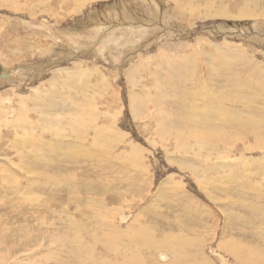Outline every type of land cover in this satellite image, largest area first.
I'll return each instance as SVG.
<instances>
[{
	"label": "rangeland",
	"instance_id": "obj_1",
	"mask_svg": "<svg viewBox=\"0 0 264 264\" xmlns=\"http://www.w3.org/2000/svg\"><path fill=\"white\" fill-rule=\"evenodd\" d=\"M191 1L64 0L58 3L57 0H0L3 3L0 5V63L4 70L12 71L9 78L0 77V204L4 202L0 205V257H4L0 258V264L17 261L56 264L54 260H48L44 249L59 247V241H46L31 225L32 221H53L51 228L55 229L56 236L57 231L68 233L70 223L74 225L70 231L89 237L77 218L89 214L90 208L96 210L91 215L99 213L95 219L85 217L86 225L93 226L90 228L100 225L106 229L115 221L122 231L138 227L188 235L192 233L189 230H195L189 236L199 239L198 259L200 256L207 258L203 264H236V257L225 245L220 246L222 241H230L232 237L240 238L244 244H252V251L254 248L256 252L263 250L250 235H260L264 224L257 222L256 215L233 203L257 205L260 208L257 215L264 220V148L254 147L258 138L252 132L255 131V128L252 130L254 124H258L255 126L261 128L258 136L264 141V0ZM243 6L246 16L241 18L236 13ZM133 31L136 32L132 35ZM238 48L244 52H241L240 60L236 59ZM219 51L232 52L226 60L231 58L233 64L227 66L220 62ZM169 54H184L190 58L193 61L190 73L172 75ZM213 58L219 66L212 64ZM141 61H146L145 67L132 71ZM209 66L219 70H211ZM237 74L246 80L244 86L238 81ZM229 77L233 78V92L247 86L250 95L256 94L257 99L250 100L243 110L244 116L248 113L254 119L243 128L232 124L233 128L227 131L229 125L224 126L226 129L222 131L226 132L221 136H227L230 147L218 145L213 150H210L212 147L202 149L197 142L201 136L196 135V129L213 123L212 120L200 118V122L187 125L181 118L189 116L195 120L197 114L204 115L205 108L214 106L215 97L227 89ZM198 79L200 82L206 80V84L197 83ZM191 86L198 92L190 95L188 89ZM207 87L214 88V97H207ZM37 94H41L40 97L34 98ZM50 96L56 98L55 102ZM132 101L136 112L132 111ZM40 106H54L50 110L51 116L62 114L64 118H60L67 120L68 127L74 126L69 120L76 127L80 125L78 132L59 131L62 133L60 139L68 143L64 152L56 151L43 157L27 154L34 147L25 143L20 134L31 131L32 137L45 136L50 126L52 128L49 122L40 126ZM59 107H65V111ZM243 108L239 106V109ZM200 109L199 113L193 112ZM79 118L82 126L78 123ZM163 121L172 122V129L179 127L182 132L177 139L171 135L163 140L154 131ZM218 126L222 125L218 123ZM95 129L104 133L97 134ZM106 132L114 148L104 144ZM182 142L187 145L186 150L179 147ZM130 143L143 147V155L135 156L140 167L138 160L126 154ZM54 147L58 148L59 144ZM75 151L82 155L76 154L77 161L71 162L69 156ZM95 153L102 159L93 158ZM45 176L58 181L47 183ZM17 188L21 194L19 202ZM74 190L78 193L68 196V192ZM75 198H81L80 208H77ZM101 211L104 212L100 214ZM236 211L237 217L243 215L246 218L237 226L232 218ZM188 215L194 218L191 223ZM189 225L194 229H189ZM28 232L32 236L24 240ZM242 234H247L246 238L243 239ZM41 242H46L41 251L45 256L41 260L29 259V249ZM71 249L68 246V255L62 253L57 259L68 261V264H100L96 252L98 260L82 262L86 260L84 254ZM164 252L154 251L153 256L160 261L159 255ZM144 254V261L149 262V253L146 257ZM110 256L113 261L114 253L110 252ZM167 259H161V262Z\"/></svg>",
	"mask_w": 264,
	"mask_h": 264
},
{
	"label": "bare ground",
	"instance_id": "obj_2",
	"mask_svg": "<svg viewBox=\"0 0 264 264\" xmlns=\"http://www.w3.org/2000/svg\"><path fill=\"white\" fill-rule=\"evenodd\" d=\"M46 1V0H45ZM76 1V0H75ZM191 1V0H190ZM196 1V0H195ZM58 3L60 2H64V0H57ZM192 2V1H191ZM199 2V1H198ZM197 3V2H196ZM3 3H0V5H2ZM64 4V3H63ZM61 4V6L63 5ZM73 4V3H71ZM178 4V2H177ZM199 4V3H198ZM21 6V5H20ZM18 6V7H20ZM53 6V5H52ZM56 6V5H55ZM180 6V5H179ZM26 7V6H25ZM17 9V6L15 5V7ZM47 8V7H46ZM45 8V9H46ZM49 8V7H48ZM54 8V7H53ZM181 8V7H180ZM68 10V9H67ZM73 10V9H72ZM76 10V9H75ZM196 10V9H195ZM47 12V11H46ZM66 12V11H65ZM126 12V10L124 11ZM192 12V11H191ZM227 15H229L230 12H225ZM190 15V14H189ZM236 15H240V17H245L246 16V7L243 6L242 10L241 11H238L236 13ZM183 17V16H182ZM62 18V17H61ZM137 22V21H136ZM137 31V30H136ZM136 31H133L132 32V35L135 34ZM140 31V30H139ZM22 45V44H21ZM27 45V43H26ZM25 46V45H24ZM243 52L242 50H240L239 48L237 49V52H236V59L237 60H240L242 58V54L244 53H241ZM232 55L233 53L228 51V52H220L219 51V55L222 56L221 58V61L220 62H225L227 66L231 64H233V61L231 60V58L227 61L226 57L228 55ZM169 57L171 59L170 63H169V71L172 75L174 76H178V75H181V76H185V75H188L191 71V68L193 66V61L188 58L186 55L184 54H169ZM145 59V58H143ZM209 62V61H208ZM137 64V63H136ZM144 64H146V61L145 62H142L139 64V66H135L132 68V71H139V67H143ZM212 64L214 65H217L219 66V64H217L215 58H213V62ZM208 65H211V64H208ZM254 65V64H253ZM212 66V65H211ZM216 66V67H217ZM257 66V64L255 65ZM254 66V67H255ZM260 66H262L260 64ZM145 67V66H144ZM253 67V68H254ZM210 68V66H209ZM208 68V69H209ZM213 68V67H211ZM210 68V69H211ZM257 68V67H256ZM216 69V68H215ZM215 69H211V70H214V71H218L219 68H217V70ZM263 69V68H262ZM4 70V68H3ZM257 70V69H256ZM213 71V72H214ZM250 71V69H249ZM4 76L0 75V77L2 78H9L12 71L10 70H4ZM260 72V71H259ZM264 72V71H263ZM217 73V72H216ZM215 73V74H216ZM253 73V72H252ZM250 73V75L252 74ZM255 73V72H254ZM213 74V73H212ZM243 74V73H241ZM241 74H237L240 78L238 79V81L241 83V85H245L246 84V80L244 78H241ZM256 74V73H255ZM254 74V75H255ZM206 75V74H205ZM227 75V74H225ZM249 75V74H248ZM238 76L235 75V77L237 78ZM214 77V76H213ZM256 77V76H255ZM226 78V76H225ZM253 76H252V79L253 80ZM257 80V79H255ZM206 80H204L203 82H200V79L197 80V83H203V84H206L205 83ZM69 83V82H68ZM252 83V82H250ZM257 83V82H255ZM233 84V78L231 79L229 77V80L227 82V89L225 91H221L220 94H218L216 97H215V105L214 106H210V107H207L205 108L206 112L204 115L202 114H197V116L195 117V120H192L191 117L187 116V117H182L181 118V122L182 123H186L187 125H192L193 124V121H196V122H200V118H202L203 120L208 118V119H211L213 123H209L208 125L206 126H202V127H199L198 129H196V132H197V136H201V139H198L197 138V142H198V145L200 148H204L205 150H208L209 148H211L210 150H213L215 148V146H218V145H224L226 147H228L230 144H229V141L227 139V136L225 134L224 138H222V134L224 131H222L223 129L225 130L226 128H224V126H227L229 125V128L226 129L227 131L230 129L233 128L231 125L234 124L235 126H237V128H243V125L246 126V123L249 124V120L253 121V116L251 114H246V116L243 115V110H245V107L249 104L250 100H254V99H257L255 96L257 92V89L255 90V92L253 93L254 95H250V92L249 90H247V86L241 90H239L238 92H233L232 91V86ZM71 85V84H70ZM68 84V86H70ZM251 85V84H250ZM258 85H260V80H258ZM74 88H75V85H73ZM71 86V87H73ZM249 86V84H248ZM253 86V85H252ZM79 87V86H78ZM263 87V86H262ZM236 88V87H235ZM256 88V87H255ZM254 88V89H255ZM46 89V88H45ZM44 89V90H45ZM73 89V88H71ZM69 89V90H71ZM238 89V88H236ZM48 91V90H47ZM51 91V90H49ZM77 91V90H76ZM191 91L190 95H193L195 93H197L198 91L195 90L194 86H191L189 89H188V93ZM206 91V94H207V97L209 98H212L214 97L215 95V92H214V88L213 87H207V89L205 90ZM73 92V91H72ZM77 93V92H76ZM74 93V94H76ZM259 93V92H258ZM56 94V93H55ZM58 94V93H57ZM252 94V93H251ZM39 95V96H38ZM41 94H37V96L35 95L34 98H38L40 97ZM51 95V94H50ZM71 95V94H70ZM260 96V94H258ZM257 95V97H258ZM262 95V94H261ZM64 96V95H63ZM49 97V96H47ZM54 97V96H53ZM52 96H50V99L54 101V99L56 100V98H53ZM56 97V96H55ZM61 97V96H59ZM246 97V98H245ZM130 98V96H129ZM259 98V97H258ZM68 99H71V97L69 96L68 94ZM262 100V99H261ZM131 102V101H129ZM24 106V105H23ZM239 106H243L244 108L243 109H239ZM26 107V106H25ZM24 107V108H25ZM38 107V106H37ZM54 106H40V113H42V116L40 117V124L37 123V125H40L41 127L49 122L51 123L52 125V128L50 126V129L47 131L48 135H40V136H36V137H32L31 135V131H29L28 134H20V136L23 138V140L25 141V143H28V144H31L34 149L30 152H28L27 154L29 156H35V157H43V156H49L51 154H53L54 152L56 151H61V152H64L63 149L65 147L68 148V143L64 142L61 138V134L65 131H71V130H76L78 132V129L77 126L75 125L74 122H72L71 120H69L68 122L69 123H72L74 126L72 125H69L68 127V123L66 124L67 120L66 121H63L60 117L63 116L61 113V116L58 115V116H51L52 113H50V110L53 109ZM131 107H132V111L133 112H136L137 111V108H136V105L134 103V101H132L131 103ZM30 108V107H29ZM32 108V107H31ZM56 109L54 110H57L58 107H55ZM67 108V107H66ZM69 108V106H68ZM192 110H194V108L192 107H188ZM38 109V108H37ZM44 109V111H43ZM65 107H59V110H64ZM73 109V108H72ZM24 110V109H23ZM27 110V109H26ZM25 110V111H26ZM29 110V109H28ZM75 110V109H74ZM78 110V109H77ZM37 111V110H36ZM35 111V113H36ZM58 111V110H57ZM72 111V110H71ZM198 111H201L200 110H196V111H193L194 113H199ZM23 112V111H22ZM30 112V111H29ZM45 112V113H43ZM54 113V112H53ZM63 114L65 112H62ZM67 113V112H66ZM76 113V112H75ZM79 113V111L77 112ZM32 114H33V111H32ZM44 114V115H43ZM59 114V113H58ZM68 114V113H67ZM55 115H57L55 113ZM33 116V115H32ZM39 116V115H37ZM66 116V115H65ZM134 116V115H133ZM137 116V114H136ZM134 116V117H136ZM79 117V114H77V116L75 117V119ZM260 117V116H259ZM64 118V116H63ZM67 118V117H66ZM73 118V117H72ZM253 118V119H252ZM256 118V117H255ZM37 119V118H36ZM68 119V118H67ZM35 120V119H34ZM77 120V119H76ZM75 120V121H76ZM79 120V124H81V121H80V118L78 119ZM256 120V119H255ZM258 120V119H257ZM17 122V120H16ZM29 122V121H28ZM35 124H36V121H34ZM257 122V121H256ZM27 123V122H26ZM32 123V121L30 122V124ZM48 123V124H49ZM180 123V124H182ZM218 123L222 126H218ZM254 123V122H253ZM258 123V122H257ZM25 124V123H24ZM24 124H22L21 126H24ZM172 122H168V121H163L162 125L156 127V130H154L156 133H158V135L163 138V140L171 135H174V138L177 139L178 136L180 135V133L182 132L179 127H175L172 129ZM247 124V125H248ZM26 125V124H25ZM46 125V124H45ZM50 125V124H49ZM60 125V126H59ZM251 125H252V122H251ZM255 126L258 125V124H254ZM20 126V125H19ZM27 126V125H26ZM82 126V124H81ZM250 126V125H248ZM253 126V125H252ZM253 127L252 130H254L255 128V131H252L253 133H255V135L257 136L258 138V141L255 143L254 147L255 148H264V141L262 140L261 137H259V131L260 129H257L256 127ZM259 126V125H258ZM18 127V126H17ZM29 123H28V128H29ZM47 127V126H45ZM95 127V126H93ZM187 127V126H186ZM261 127V126H260ZM85 127H83L84 129ZM259 128V127H258ZM20 129V128H17V130ZM25 129V128H24ZM23 129V130H24ZM34 130L36 128H33ZM32 129V130H33ZM40 129V128H39ZM82 129V128H81ZM86 129L88 131V127L86 126ZM119 129V128H118ZM230 129V130H231ZM257 129V130H256ZM29 130V129H28ZM42 130V129H41ZM62 133H60L61 131ZM96 130V129H95ZM115 130V129H114ZM114 130L112 132H114ZM249 130H250V127H249ZM259 130V131H258ZM263 130V128H262ZM262 130H261V133H262ZM27 131V130H26ZM43 132L45 131L44 129L42 130ZM60 131V132H59ZM251 131V130H250ZM25 132V131H24ZM33 132V131H32ZM41 132V131H40ZM42 132V133H43ZM74 132V131H72ZM81 132V131H80ZM119 132V131H118ZM226 132V131H225ZM224 132V133H225ZM231 132V131H229ZM228 132V133H229ZM246 132V131H245ZM27 133V132H26ZM36 133V132H35ZM96 133L97 134H103L104 132L101 131L100 129H97L96 130ZM107 133V132H106ZM155 133V134H156ZM232 133V132H231ZM230 133V134H231ZM234 133L236 134V131L234 130ZM232 133V134H234ZM234 134V136H235ZM248 134V133H247ZM38 135V134H37ZM114 135V134H113ZM125 135V134H124ZM229 135V134H227ZM264 135V134H263ZM103 136V135H102ZM106 136V135H105ZM118 136L119 133H118ZM122 136V135H121ZM39 137V138H37ZM124 137V136H123ZM215 139H213V138ZM222 139H221V138ZM230 137V135L228 136V138ZM233 137V136H232ZM63 138V137H62ZM77 138V137H76ZM236 138V137H235ZM114 139V138H113ZM230 139H233V138H230ZM120 140V138H119ZM234 140V139H233ZM87 141V140H86ZM170 141V140H169ZM217 141V142H216ZM74 142V141H73ZM121 142V141H120ZM119 142V143H120ZM152 142V141H151ZM163 142V141H162ZM232 142V141H231ZM230 142V143H231ZM107 144L110 148H114L112 146L113 142L111 140V137L110 135H108L107 133V136H106V140L104 142V144ZM55 144H59V147L58 148H55ZM65 144V145H64ZM117 145V144H116ZM131 145V146H130ZM129 145V149L130 150H127L126 154H128L129 156H133L134 159H135V156L137 157L138 155H143V147L142 149L134 144V143H130ZM228 145V146H227ZM78 147H81V146H78ZM117 147V146H116ZM180 148L186 150L187 148V145H185V143H181ZM207 147V149H206ZM230 147V146H229ZM218 148V147H216ZM89 149V148H88ZM220 149V148H219ZM73 150V149H72ZM75 150V149H74ZM83 150V149H82ZM137 150H140L141 152H138ZM264 150V149H263ZM79 151V150H78ZM76 152V153H75ZM73 152L70 156H69V159L68 160H71V162H74V161H77L75 159H77L78 157H76V154L78 156L82 155V154H78L77 151ZM86 152V151H85ZM88 152V151H87ZM68 154V151L65 152ZM88 156V155H87ZM93 158H96L97 160H100L102 159L100 157V155L98 153H95L93 155ZM144 158V157H143ZM202 158V157H201ZM200 158V159H201ZM54 159V158H52ZM86 159L88 160L89 157H86ZM138 159H135V161H137ZM202 160V159H201ZM101 162V161H100ZM138 163H139V167H140V161L138 160ZM142 163V162H141ZM137 166V165H136ZM137 166V167H138ZM250 166V165H249ZM104 168L106 167V165L103 166ZM128 167V166H127ZM126 167V168H127ZM130 167V166H129ZM87 168V167H86ZM142 168V167H141ZM83 169V167H82ZM129 169V168H128ZM207 169V168H206ZM245 170V169H244ZM81 171V170H80ZM250 171V170H249ZM262 171V170H261ZM205 172V170L203 171ZM199 173L200 175L203 173ZM238 172V171H237ZM248 172V171H247ZM264 172V171H263ZM241 173V172H240ZM244 173V172H243ZM96 174V173H94ZM207 173H205L206 175ZM237 174V173H235ZM262 174V173H261ZM140 175V174H139ZM243 175V174H242ZM264 175V174H263ZM207 176V175H206ZM233 176V175H232ZM255 176V175H254ZM99 177V176H97ZM235 177V175H234ZM237 177V176H236ZM239 177V176H238ZM86 178V177H85ZM241 178V177H240ZM245 178V177H244ZM250 178V177H249ZM252 178V177H251ZM205 179V178H204ZM233 179V178H232ZM231 179V180H232ZM44 180L45 182L49 183V182H57L58 180L57 179H51L50 176H45L44 177ZM172 180V179H171ZM200 179H198L199 181ZM226 180V179H225ZM238 180V179H237ZM246 180H248L246 178ZM213 181V180H212ZM229 181V180H228ZM251 181V180H250ZM249 181V182H250ZM173 182V180H172ZM181 182V181H180ZM221 182V181H219ZM230 182V181H229ZM235 182V181H234ZM238 182V181H236ZM169 183L166 181V184ZM83 184H85V181L83 182ZM171 184V183H170ZM203 184V183H202ZM205 184V183H204ZM208 184V183H207ZM212 184V183H211ZM217 184V183H216ZM90 185V184H89ZM168 185V184H167ZM242 185V184H241ZM241 185H238V186H241ZM205 186V185H204ZM232 186V185H231ZM244 186V184H243ZM242 186V187H243ZM248 186V185H247ZM85 187H87V185H85ZM228 187V185H227ZM249 187V186H248ZM226 188V187H225ZM230 188V187H229ZM16 188H13V191L16 192L15 190ZM234 189V188H233ZM232 189V190H233ZM245 189V187L243 188ZM248 189V188H247ZM250 189V187H249ZM248 189V190H249ZM222 190V189H221ZM238 190V188L236 189ZM17 191H18V194H19V197H17V201L19 202L21 200V194L19 193V190L17 188ZM225 191V190H224ZM240 191V190H239ZM244 191V190H243ZM230 192V190L228 191ZM235 192V191H234ZM242 192V191H241ZM74 193H78L76 192V190L74 191H70L68 192V196H70L71 194H74ZM160 193V192H159ZM226 193V192H225ZM243 193V192H242ZM162 194V193H161ZM161 196V195H160ZM255 197V195H254ZM93 198V197H92ZM256 198V197H255ZM80 199L81 198H75V201L76 204H77V208H80L81 207V204L80 203ZM37 200V199H35ZM261 200V199H260ZM259 201V200H258ZM102 202V201H101ZM157 202V201H156ZM235 204V207H239L241 209H244V210H248L250 214H253L255 216V219L257 220V222H260L261 224L263 223L264 224V220L263 218L260 216V215H257V212L259 213V210L260 208L257 207V205H245L243 203H233ZM232 204V205H233ZM0 205H4V202H2ZM104 205V204H103ZM260 205V204H259ZM86 206V205H85ZM95 207V206H94ZM100 207V206H99ZM84 208V207H83ZM86 208V207H85ZM89 209V208H88ZM87 209V210H88ZM109 209V208H108ZM107 209V210H108ZM229 209V208H228ZM231 209V208H230ZM236 209V208H235ZM91 210V212L89 214H85L84 217H81V218H77V222L79 224V226L86 230L89 237H87L86 235H82L81 233L79 232H76V231H70L69 229L72 228L74 225L73 224H70L68 223V233L67 232H60L57 231L58 235L56 236L55 232H53V230H55L54 228H51L54 226L53 224V221H45V220H42V219H34L31 223V225L39 232L40 235L44 236V239H46V241L48 240H57L59 241V247H55V246H52V247H47L44 249L45 252H47L46 256L48 258V260H54V262L56 264H68V261H60L59 259H57V255L58 256H62V253H66L68 255V246H70L72 249L71 250H75L77 252H79L80 254L83 253L84 255H82L83 257L85 256L86 260H81L82 262H86V261H89V260H98L97 258L99 257L100 259V264H111V263H114V264H203L205 262V260H207V258L204 259L200 256V258L198 259V255H199V249H201L199 246L200 245H197V241H199V239L197 240L196 237H190L189 235L190 234H193V231L195 230H189L190 232L192 233H188L187 234H181L178 232H175V231H171V232H168V231H165V230H162V232H158V231H153V230H148L147 229H137L138 227L134 229H127V231H125L126 229H124L123 231L119 229V227L116 226V224L113 222L112 225H110L109 227H105L106 229H102L99 226L96 225V227L94 226V228H90L92 226H90V221L88 222L89 224L86 225V218H88L90 220V216L97 218L99 213L97 214H94V215H91L94 213V211L96 212L95 209H89ZM197 210V209H196ZM195 210V211H196ZM227 210V209H226ZM225 210V211H226ZM115 211V210H114ZM84 212V211H83ZM93 212V213H92ZM104 212V211H103ZM101 211L100 214L103 213ZM232 212V210H231ZM235 212V210H234ZM237 213H233L232 214V218L234 220L233 224L235 223L236 226L237 224H243L244 221H246L245 219L246 218H243V215L240 217L238 216L237 217V214H238V211H236ZM116 213V212H115ZM200 213V212H198ZM263 213V211H262ZM82 212L79 213V215H81ZM105 214V213H104ZM103 214V215H104ZM186 214V213H185ZM230 214V213H229ZM261 214V212H260ZM187 215V214H186ZM196 215V214H195ZM228 215V214H227ZM208 216V215H206ZM100 217V216H99ZM187 218H191V216H186ZM237 217V218H236ZM257 217V218H256ZM114 218V217H113ZM112 218V219H113ZM186 218V219H187ZM179 219V218H178ZM177 219V220H178ZM198 219V215H197V218ZM196 219H195V224H196ZM204 219H206V217H204ZM227 219V218H226ZM97 220V219H96ZM102 220V219H101ZM189 220V219H188ZM190 223L192 221H194V218H191L190 219ZM201 220V219H200ZM231 220V219H230ZM103 221V220H102ZM187 221V220H186ZM95 222V221H94ZM109 222V221H108ZM182 222V221H181ZM197 222H200V221H197ZM205 222V221H204ZM229 222V221H228ZM248 222V220H247ZM148 223V222H147ZM146 223V224H147ZM174 223V222H173ZM176 223L178 224V221L175 222L174 224L176 225ZM183 223V222H182ZM181 223V224H182ZM94 224V223H93ZM101 224V223H100ZM106 224V223H105ZM145 224V225H146ZM149 224V223H148ZM151 224V223H150ZM179 224V226L181 225ZM188 224V223H187ZM201 224V223H200ZM204 224V223H203ZM208 224V223H207ZM231 224V223H230ZM229 224V225H230ZM234 224V225H235ZM108 225V224H107ZM156 225V224H155ZM205 225V224H204ZM228 225V226H229ZM103 226V223L102 225ZM138 226V225H137ZM148 226V225H147ZM157 226V225H156ZM160 226V225H159ZM182 226V225H181ZM190 226V225H189ZM198 226V225H197ZM263 226V225H261ZM93 227V226H92ZM141 227V226H140ZM143 227V226H142ZM158 227V226H157ZM183 227V226H182ZM181 227V228H182ZM200 227V226H199ZM204 227V226H203ZM207 226H205V229H206ZM264 227V226H263ZM131 228V227H130ZM189 228V227H187ZM194 229L193 226H190L189 229ZM197 228V227H196ZM185 229V228H184ZM204 229V228H203ZM227 229V228H226ZM232 229V228H231ZM240 231L243 230V228H239ZM257 229V227H256ZM136 232H134V231ZM183 229H181L182 231ZM180 231V232H181ZM184 231V230H183ZM182 231V232H183ZM197 231V230H196ZM203 231V230H202ZM228 231V230H227ZM127 232V233H126ZM188 232V231H186ZM198 232V231H197ZM196 232V233H197ZM245 232V231H243ZM230 232H228L229 234ZM261 233V232H260ZM259 233V234H260ZM67 234H68V239H67ZM201 234V233H200ZM225 234V233H224ZM227 234V235H228ZM262 234V235H261ZM260 235H258V233H254V234H251V238L254 239L253 241H256L257 240V243L260 244V249H263V250H258L256 252L255 248L254 250L252 251V248H253V245L252 244H244V242L241 241L240 238H237V237H232V240H228V241H222V243L220 244V246L222 245H225V247L228 249V251L231 252L232 255H234L236 257V264H258V261L259 259H261V263L260 264H264V246H263V242H264V231L261 233ZM199 235V233H197V236ZM208 235V234H207ZM210 235V234H209ZM208 235V236H209ZM31 233H26L25 237L23 238L24 240H27L29 237H31ZM201 236V235H199ZM247 234H242L241 237L244 239L246 238ZM230 237V236H229ZM239 237V235H238ZM225 238V237H224ZM231 238V237H230ZM229 239V238H228ZM259 239L261 241H259ZM126 240V241H125ZM204 240V239H203ZM205 240H209V239H205ZM67 241H68V244H67ZM221 241V240H220ZM252 241V242H253ZM259 241V242H258ZM203 242V241H202ZM205 242V241H204ZM46 243V242H45ZM43 244L42 242L40 244L37 245V247H32L29 249L28 253H27V257L29 259H32V260H41V258H43L45 255H43V253L41 252L43 250V247L46 245V244ZM206 243V242H205ZM247 243V241H246ZM249 243V242H248ZM256 243V244H257ZM3 244V243H2ZM7 244V243H6ZM204 244V243H203ZM254 244V243H253ZM5 245V244H4ZM43 245V246H42ZM8 246V245H7ZM203 246V245H202ZM257 246V245H255ZM259 247V246H258ZM74 248V249H73ZM96 248V249H95ZM221 248V247H220ZM70 250V251H71ZM151 251V253L149 252ZM154 251H165L167 252V255L162 253L159 255V258H160V261H157L156 258L153 256V252ZM197 251V253H196ZM202 250H200L201 252ZM95 252H96V256L95 255ZM110 252H113L114 253V260L112 261L111 260V256H110ZM204 252V251H203ZM72 253V252H71ZM144 253H149V262L147 261H144L145 258H143L142 254ZM258 253V254H257ZM73 254H76V253H73ZM72 254V255H73ZM26 256V254H24ZM65 255V254H64ZM78 255V254H77ZM145 257L147 256L146 254H144ZM169 255V256H168ZM79 256V255H78ZM81 256V255H80ZM81 256V257H82ZM261 256V257H260ZM2 257V256H1ZM0 257V258H1ZM234 257V258H235ZM4 259V257H2ZM6 258V257H5ZM80 258V257H79ZM154 258V260H153ZM168 258L166 261H162L161 262V259H166ZM7 259V258H6ZM5 259V260H6ZM122 259V260H121ZM80 261V263H81ZM111 262V263H110ZM209 263V261H207ZM15 264H24L23 261L19 262L17 261ZM84 264V263H83ZM206 264V263H205Z\"/></svg>",
	"mask_w": 264,
	"mask_h": 264
},
{
	"label": "water",
	"instance_id": "obj_3",
	"mask_svg": "<svg viewBox=\"0 0 264 264\" xmlns=\"http://www.w3.org/2000/svg\"><path fill=\"white\" fill-rule=\"evenodd\" d=\"M10 71V70H9ZM4 70H3V66L0 63V75L4 76Z\"/></svg>",
	"mask_w": 264,
	"mask_h": 264
}]
</instances>
